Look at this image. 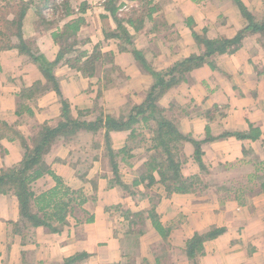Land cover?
I'll list each match as a JSON object with an SVG mask.
<instances>
[{"label":"crops","instance_id":"1","mask_svg":"<svg viewBox=\"0 0 264 264\" xmlns=\"http://www.w3.org/2000/svg\"><path fill=\"white\" fill-rule=\"evenodd\" d=\"M70 4L71 12L63 11L54 19L59 23L52 21L48 29L30 8L22 24L23 41L54 64L63 52L54 40V34H60L56 31L78 12L84 14L80 19L86 31L93 26L91 21H101L100 16L110 19L112 12L106 9L111 6L112 17L122 22L124 37L131 38L132 48L141 51L151 69L175 70L179 84L160 104L169 119L177 116L184 136L201 143L199 159L195 145L185 143L182 175L197 180L204 190L195 186L188 193L168 192L156 172L155 181L144 185L138 180L140 185L125 187L67 185L83 191L88 200L73 208L62 231L36 227L23 234L14 231L20 220L16 195H0V264H62L78 254L88 256L73 264H125L129 258L138 264L141 259L165 256L168 264H189L184 252L187 240L213 229L223 233L204 243L199 264H264V38L251 32L245 16L249 13L255 21H263L264 0H71ZM113 21L115 30L119 24ZM223 40L233 42L219 52L215 46ZM207 42L213 49L204 62L182 66L192 56L207 52ZM77 51L64 54L51 68L56 88L38 64L18 49L0 52V173L18 166L25 156L20 140L7 127L29 140L42 124H58L61 100L69 103L75 118L84 119L83 109L92 108L101 72L92 80L85 68L78 71ZM138 64L133 57L116 53L117 68L129 81L139 82L130 95H140L154 83ZM106 96L104 92L101 101L105 109ZM250 127L259 130L258 137L235 136L247 134ZM124 135L115 132L111 137ZM70 146L65 141L54 144L46 156L47 164L66 184L76 174L68 159L74 149ZM141 159L139 164L147 171L148 161ZM128 167L138 169L136 163ZM31 186L40 195L56 185L46 175ZM132 220L137 223L130 225ZM155 220L166 236L156 230Z\"/></svg>","mask_w":264,"mask_h":264},{"label":"trees","instance_id":"2","mask_svg":"<svg viewBox=\"0 0 264 264\" xmlns=\"http://www.w3.org/2000/svg\"><path fill=\"white\" fill-rule=\"evenodd\" d=\"M33 1L0 0V52L2 50L18 49L20 54L28 56L30 60L38 64L44 77L52 81L53 86L56 88V79L51 74V68L54 67L53 65L60 63L64 53H60L55 63L50 64L43 55L31 49L23 41L22 24L27 10L31 6L35 9L37 8V5L33 6ZM2 2H6V15H4L5 8L2 7ZM49 2L50 0H42L41 4L43 3V5L38 11L39 16H41L42 9ZM14 3L16 7H21L22 11L12 13L14 9L12 4ZM54 6L57 10L59 9V12H63L62 10L65 13L71 12L72 5L69 0H62L60 4L54 3ZM107 9L115 16L114 9L111 6ZM243 12H246V10ZM245 16L250 21L251 32L261 33L264 38V20L257 22L249 13H245ZM114 18L119 26H121V20L118 17ZM81 23L82 20L69 23L66 26V33H60L56 37L57 40L63 37L64 34H69L68 38L76 34L82 25ZM114 36L118 37L117 35ZM223 41L222 44H216L215 46V49L219 52H225V45H230L233 42L228 40ZM206 47L207 52L199 56H192L182 63V66L187 67V65H196L204 62L212 54L211 50L213 49L210 42H207ZM123 51H126V49H123ZM83 54L81 53V55ZM133 54L139 63L146 64L141 51L133 50ZM81 55L79 56L80 58H75V66L78 71L83 70V68H85V71H88L87 69L92 67L91 59H87L85 63H81ZM174 71V69L166 73L151 71L154 83L148 91L146 99L141 104L132 107L127 115L120 116L119 118L108 115L104 118L99 116L95 121L81 120L73 117L69 103L61 100L62 112L58 124L54 127L46 123L42 124L34 136L29 139L30 142L20 132L7 127L15 139L20 140L22 147L25 149V156L18 166L2 170L0 173V195L13 192L18 199L20 220L15 225V232L23 234L29 228L47 227L54 233H60L67 223V217L73 213V208L75 206L81 207L88 200L83 191H75L67 186L63 178L53 172L44 158L58 140L71 139L81 131L96 134L99 130L105 129V136L108 141L111 132L130 131V139H138L137 137L141 135L140 145L144 144L148 150L161 156L160 158L150 157V160L146 163V167L148 168L146 173H150L149 181H155L153 173L156 172L159 181L165 185L168 192L188 193L192 190L193 182H190L188 178L185 179L182 175V166L184 164L183 148L186 142L193 143L196 149V158L199 159L201 155V143L184 136L179 130V123L169 119L166 115V110L160 104L164 95L179 84V79L175 76ZM152 123L154 127L151 126ZM138 127L139 129L148 130V133L145 134L144 131L143 133L139 132L137 135ZM258 131L250 127V131L247 134L237 133L235 136L238 138H256L258 137ZM107 148L115 171V178L110 180V186H124L120 180L118 164L115 161L118 155L111 150L110 145H107ZM127 149L128 147L126 146L120 152H127ZM122 160L125 161V158ZM46 175L54 179L56 186L49 191L36 195L31 185ZM153 222L159 234L166 236L162 225L156 220ZM222 233L223 229H213L205 233H196L192 238L188 239L184 252L189 263L199 264V258L204 255V243L218 237ZM87 256V254H78L65 259L62 264H73ZM126 264L137 263L127 262ZM141 264H160V261L156 260L152 263L148 259H144Z\"/></svg>","mask_w":264,"mask_h":264},{"label":"rangeland","instance_id":"3","mask_svg":"<svg viewBox=\"0 0 264 264\" xmlns=\"http://www.w3.org/2000/svg\"><path fill=\"white\" fill-rule=\"evenodd\" d=\"M24 1H29V0H24ZM70 1L71 0H69V2ZM41 2L42 0L33 1V4H34L33 6L37 5L38 9L37 8L35 9L32 6L30 7L37 14H38V11L40 10V7L42 8L43 3L41 4ZM54 3L60 4L62 3V0H50L47 6L42 9L41 16H39L40 18L38 19V21L40 24H42L41 26L44 29L45 28L48 29V27H51L52 25L56 24V22L59 23L58 21H55V20H57L58 18L62 16L61 15L62 12H59V9L57 10L55 8ZM1 4H2V7L5 8L4 15H6V2H2ZM12 5L14 6V9H15V10L14 9L12 10V13H18L22 11V8L16 7L15 3ZM97 6H98V2H96V5L94 4L93 7L96 8ZM123 8L126 9V7H123ZM63 14H65V11L63 12ZM81 15H84V14L78 12V15H76V17H74L72 20H71L72 18L71 17L69 22L65 24L64 29H59L56 32H58V34L63 33V32L66 33L65 31L67 30L66 26L71 22H74L77 20L81 21L80 19ZM100 18H101V21H98L97 19H95L94 22L91 21L90 24H93V23L94 24L92 27H90V29H86V31H84V27L86 24L84 25L81 23L82 25L80 26L79 30H77L76 32L77 35L74 34L75 39H73V37L68 38L69 43H67V38L65 36L66 34H64L63 37L59 38V40H57L56 38L58 35L54 34V40L60 46V49L63 50L64 54L66 53L71 54L74 49L78 48L77 56L75 58L79 57L81 53H84L83 55H81V58L91 59L92 67H90V69H87L88 70L87 76L89 77V79L98 78L97 77L98 72L99 71L101 72L102 78L101 79L98 78L99 81L96 82L97 99L94 101L92 108L88 110L83 109V111L85 110L84 112L86 115H84L85 118L84 119L81 118V120H85V121H95L96 118H98L99 116H102L104 118L109 115V116H114L116 118H119L120 116L127 115L130 112L132 107L141 104L146 99L147 93L150 90L149 89L148 91L144 93L142 92L140 95H137V94L130 95L131 91L135 90V87L138 85L139 82L136 80L134 82L129 81L130 79L126 78V74L121 72L115 65V58H116V53L119 52V54L126 55L127 57H130V58L133 57L134 60L136 61L135 56L133 54L134 49L132 48V40L130 41V38L124 37L125 33L122 32L121 26L116 25V29L112 30L114 28L111 27L112 25L111 22L113 23V27H115L114 26L115 21H113L114 18L112 17V15H110V19L108 17L103 18L102 16H100ZM52 21H54L53 22L54 24L52 23ZM61 23L63 22L61 21ZM99 25L105 26V28L107 29H101ZM125 31H128V30H125ZM103 32L104 33L107 32L109 36H107V34L104 35ZM114 34H119L120 36L116 38V37H113ZM99 37H101V40H99ZM104 39L106 40V43H104ZM114 39L116 40L117 44L115 43V41H113ZM111 40L113 42L108 43V41H111ZM83 48L86 50H83ZM123 49H126V51H123ZM143 59L146 61L144 55H143ZM138 65H140L142 72L150 75L152 79L154 80L150 72L151 71L155 72V71L151 69L150 64L147 61L145 65L141 63H139ZM92 80H95V79H92ZM110 89H112L111 93H109L108 91ZM104 92H106V95H107L104 102L108 103L106 106L107 107L106 109L102 106V102H101ZM138 99H141L142 101L138 102L137 104H134L133 101L135 100L137 101ZM76 113H78V110L76 111ZM171 117H172V120H174L175 122H178V118L176 115L175 116L171 115ZM152 125L154 124L152 123L151 126ZM137 129H138L137 135L139 134V132L143 133L144 131H145V134L148 133V130L146 129L145 130L139 129V127ZM112 133H115V132H111L109 134V141L106 139L105 129H102V130H99L98 133L96 134H93L87 131H81L78 134H76L74 137H72L71 139H67V140L60 139L55 143L57 144L62 141H65V143L67 142L68 145H71L70 147H72V149L74 148L68 159L69 161L71 160L70 162H72V165H71L72 169L76 172V174L72 175V179L70 181H67L68 184H66V181H64L66 185H110V180H113L115 178L114 177L115 171H114V166L111 161V157H110L107 145H110L111 150H113V152L118 155L115 161H116V164H118L120 180L123 183V185H136V184L140 185V183L135 182V178L136 180H138L137 182L142 181L143 185L147 182L148 183L150 182L149 181L150 173H146V171L143 170L144 168L141 167L139 164L142 161L141 158L144 157L145 160L149 161L150 157L160 158L161 156L155 152H151L150 150H148V148H146L144 144L140 145L139 142L142 139L141 135L137 137L138 139H132V138L130 139V131H126L124 133H127V135L121 136V138L113 139L111 137ZM29 139H31V137ZM28 141L30 142V140ZM126 146L128 147L127 152L121 153L120 151ZM133 152L135 153V155ZM48 153L44 156L45 161H46V156L48 155ZM139 156H142V157L140 158ZM124 158H125V161L122 160ZM185 159L186 157L183 156V160ZM133 163L137 164L138 169L136 170V172H134V170L131 169V167H128ZM133 167L135 168L136 166H133ZM189 181L193 182L192 189H194L196 186V188H199L201 191L204 190L203 185H199L196 182L197 180L191 179ZM159 183L164 185L161 181ZM112 184L114 185V183ZM155 184L156 183H154V185ZM55 185H56V182H55ZM116 186H121V185H116ZM91 198H94V196H92ZM116 211H120V210H116ZM138 217L139 216H137V218ZM135 222L137 223V221H134V220L130 221V225L134 224ZM135 229L137 228L135 227ZM154 258L155 259L152 261L149 259L148 260L152 263L155 262L156 260H159L160 264H168L167 256L158 257V259H156V257ZM128 260H129L128 262H136L134 258H129ZM143 260L144 259H141L140 261H138V264H141Z\"/></svg>","mask_w":264,"mask_h":264}]
</instances>
